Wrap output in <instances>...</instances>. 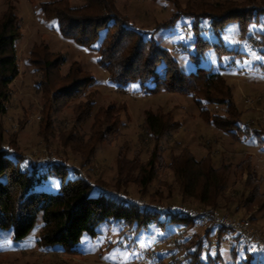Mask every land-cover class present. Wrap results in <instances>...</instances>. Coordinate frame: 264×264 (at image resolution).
I'll return each instance as SVG.
<instances>
[{
    "label": "rangeland",
    "instance_id": "374dc122",
    "mask_svg": "<svg viewBox=\"0 0 264 264\" xmlns=\"http://www.w3.org/2000/svg\"><path fill=\"white\" fill-rule=\"evenodd\" d=\"M48 1L51 0H0V15L7 6H12L20 26V37L15 42L19 75L9 86L6 114L0 116L3 147L9 148L11 155L15 154L14 158L24 163L27 159L40 164L50 160L64 163L68 166V178L74 175L70 167L79 168L89 182L96 186L105 185L110 192H117L130 202L191 212L198 209L192 207L190 200L180 198L174 174L167 168L170 155L178 154L183 148H188L198 159L209 153L215 165L230 164L233 171L237 164L249 161L254 178L264 181V144H257L250 134L252 127L264 128L263 44L241 38L236 23H230L215 34L210 21L202 20L198 27L203 39L211 44L221 42L227 49L238 50L239 54L227 53L219 59L211 48L204 56L191 60L189 56L196 53L195 20L175 17V14L184 12L187 4H196L200 0H114L119 14L129 21V27L140 32L143 39L153 40L167 50L183 73L202 67L223 75L232 91L233 102L242 115L240 129L244 131L245 125H249L248 130L237 136L214 127L201 114V109L206 108L208 117H220L225 112V105L199 107L192 95L151 94L147 91L150 86L142 88L138 83H131L119 87L111 83L107 72L98 65L97 43L93 50L81 47L60 35L55 20L43 18L39 5ZM201 1L221 3L225 0ZM69 3L72 7L83 5L81 0H69ZM261 25H264V14L249 27V34L258 41L264 33ZM178 36L185 38L179 39ZM39 46L63 60L59 69L61 76H66L70 65L77 63L93 77V84L87 87L80 99L53 104L52 93L46 91L43 84L40 85L41 73L30 60V51ZM89 93L95 103L93 114L99 106L108 105L121 106L124 111L117 134L108 138L97 148L94 156L80 165L81 156L68 147H62L58 137L75 126L87 139L92 117L78 125L75 123L74 108ZM147 111L171 114L173 122L177 123L176 129L155 139L146 132L144 119ZM44 118L52 124L53 138L45 139L41 135ZM151 158H154L156 177L142 191L137 179L141 175L140 168L145 167ZM117 161L125 166L121 175L117 171ZM234 172L227 192L240 193L245 176ZM59 187L60 180L48 179L38 190L53 194ZM221 213L238 219L249 215L254 219L252 226L264 235V209L246 213L242 208L234 212L232 207L231 212ZM165 214H159L156 221L139 232L122 222L108 220L96 228V235H82L74 248L77 252L72 254L59 245H39L42 229L39 217L29 234L21 240L13 239L11 229L0 230V264H121L116 252L124 249V243L115 241L125 242L137 253L138 258L134 257L131 264H193L192 255L197 250V260L204 264H241L245 259V246L250 254L260 258L264 256V252H257L254 244H247L234 231L219 234L218 229L212 227L206 234V227L198 221L186 228L168 223L169 214ZM131 228L134 229L133 226ZM98 240L101 242L97 243ZM188 240L196 243L187 249L179 246ZM139 241L144 242V247L139 246Z\"/></svg>",
    "mask_w": 264,
    "mask_h": 264
},
{
    "label": "trees",
    "instance_id": "16d2710c",
    "mask_svg": "<svg viewBox=\"0 0 264 264\" xmlns=\"http://www.w3.org/2000/svg\"><path fill=\"white\" fill-rule=\"evenodd\" d=\"M81 1L83 5L72 7L69 0H51L41 3L39 10L45 20L56 21L63 38L88 50H93L98 44V65L107 72L111 83L119 87L131 83H138L142 88L150 86L147 91L151 94L166 92L192 95L199 107L225 105V112L220 117H208L206 108L201 109V114L214 127L227 134L239 136L249 129L247 124L244 131L240 129L242 115L234 104L232 91L221 73L202 67L183 73L167 50L153 40L143 39L140 32L129 27V21L119 14L114 0ZM262 14L264 0H225L221 3L200 0L196 4H187L186 10L176 12L175 17H190L195 20L193 30L196 53L189 57L197 60L211 48L219 59L223 54H239L238 50L227 49L221 42L211 44L203 39L199 34V21L209 20L215 34L230 23H236L241 38L264 45V33L261 41L249 34L250 25L256 23ZM19 37L18 19L13 7L7 6L0 15V116L6 114L9 86L19 75L15 48ZM30 60L41 73L40 85L43 84L46 91L52 93L55 105L80 99L87 87L94 82L93 77L77 63H72L66 76H61L59 69L63 60L40 46L32 48ZM91 96V93L87 94L74 108L76 124H84L92 117L87 139L81 136L75 126L60 133L58 137L62 147H68L81 156L80 165L94 156L97 148L108 138L117 134L120 116L124 111L121 106L108 105L99 106L93 114L95 103ZM144 123L146 132L155 139L162 138L177 127L171 114L163 115L160 111H147ZM50 128V120L44 118L41 132L43 138H53L54 133ZM250 131L256 143L263 145L264 128L255 126ZM2 132L0 124V230L11 229L15 241L28 235L40 217L42 229L39 245H59L72 254L77 252L74 248L82 235H96V228L108 220L122 222L131 230L139 232L156 221L157 216L162 213L150 209L148 205L130 202L117 192H110L105 185L96 186L82 176L79 168L70 167L74 175L73 178H68V166L64 163L47 161L40 164L29 159L24 163L23 160L14 158L15 154L11 155L10 149L3 147ZM154 154L155 151L152 156ZM168 162L167 168L174 174L180 198L190 200L192 207L198 209L196 212L209 208L228 213L232 211V207L234 212L242 208L246 213L264 209V181L262 178H254L249 161L237 164L234 172L230 164L215 165L209 153L198 159L188 148H183L178 154L170 155ZM124 167L117 161L119 175L125 171ZM233 172L245 176L240 193L227 192ZM140 174L137 184L143 191L156 177L154 158L140 168ZM48 179L60 180L57 193L38 190ZM166 214H169L168 223L186 228L198 221L206 227V234L210 233L212 227H216L208 219L202 222L200 215L189 218ZM251 221L253 223L254 219ZM216 228L219 234L232 231ZM245 242L255 245L249 240ZM195 243L196 241L188 240L179 246L187 249ZM244 250L245 259L241 264H264V256L260 258L250 254L246 246ZM198 252L199 250L192 255L191 263L204 264L197 260ZM231 254L234 258L235 247Z\"/></svg>",
    "mask_w": 264,
    "mask_h": 264
},
{
    "label": "built area",
    "instance_id": "2783aa9c",
    "mask_svg": "<svg viewBox=\"0 0 264 264\" xmlns=\"http://www.w3.org/2000/svg\"><path fill=\"white\" fill-rule=\"evenodd\" d=\"M51 162V160L48 161V163ZM149 208L170 213L174 216H187L189 218H192L200 215V219L202 222H205L208 219L214 226L218 228L230 229L239 234L245 240L254 242L257 252L264 251V235H262L257 229L252 226L251 217L249 215L244 218L238 219L231 218L228 214H222L219 210L210 208L199 210V212H191L179 208L160 207L158 205L150 206Z\"/></svg>",
    "mask_w": 264,
    "mask_h": 264
},
{
    "label": "snow or ice",
    "instance_id": "6c2138e0",
    "mask_svg": "<svg viewBox=\"0 0 264 264\" xmlns=\"http://www.w3.org/2000/svg\"><path fill=\"white\" fill-rule=\"evenodd\" d=\"M251 27L255 28L256 25H252ZM261 31H264V25H261ZM179 39H184V36H178ZM101 241H97V243H100ZM114 243H124V249L122 251H117L116 255L120 258L121 264H131L133 258H138L137 253L130 249L128 245L123 241H115ZM139 246L144 247V242L139 241Z\"/></svg>",
    "mask_w": 264,
    "mask_h": 264
}]
</instances>
